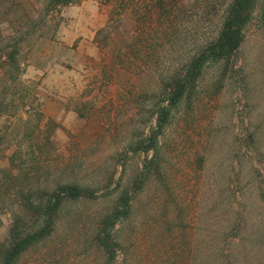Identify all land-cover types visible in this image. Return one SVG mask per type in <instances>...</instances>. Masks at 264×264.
<instances>
[{
	"label": "rangeland",
	"instance_id": "374dc122",
	"mask_svg": "<svg viewBox=\"0 0 264 264\" xmlns=\"http://www.w3.org/2000/svg\"><path fill=\"white\" fill-rule=\"evenodd\" d=\"M38 1L21 33L0 26V264L12 229L44 225L26 202L65 185L83 196L14 264H264V0L229 56L205 50L235 0H98L110 25L59 62L61 120L42 108L56 78L27 53L89 0Z\"/></svg>",
	"mask_w": 264,
	"mask_h": 264
},
{
	"label": "crops",
	"instance_id": "0c3cea01",
	"mask_svg": "<svg viewBox=\"0 0 264 264\" xmlns=\"http://www.w3.org/2000/svg\"><path fill=\"white\" fill-rule=\"evenodd\" d=\"M100 5L98 0H89L75 6L73 9L76 11L73 17L56 29L54 38L48 36L47 31H42L33 41L35 44L28 49L27 65L30 69L43 75L50 74L58 82L56 91L46 96L42 107L49 119L61 120L70 101L68 93L62 88V65L59 64L62 57L74 52L72 49L74 43L78 42L80 47L85 43H92L96 32L110 25L111 15L107 12L110 7ZM35 10H45L44 2L0 0V18L3 19L0 20V26L6 21L7 25L12 23L19 27L16 33H21V27L27 24V21H36ZM89 47L85 46L82 49V55L93 58V55L89 53ZM57 68L60 70H56Z\"/></svg>",
	"mask_w": 264,
	"mask_h": 264
},
{
	"label": "trees",
	"instance_id": "16d2710c",
	"mask_svg": "<svg viewBox=\"0 0 264 264\" xmlns=\"http://www.w3.org/2000/svg\"><path fill=\"white\" fill-rule=\"evenodd\" d=\"M251 2L252 0L234 1L227 22L224 24V27L222 28L219 35L217 44L214 46V48H208L205 50V52L213 50V53H215L217 56H229L239 49L242 43L243 25L250 16L249 12L251 8ZM203 57L204 56H202V58ZM198 66V63L194 64L196 70H198ZM182 95L183 91L178 88L171 91V95L167 98L169 110L177 104ZM168 112L169 111H167V113ZM69 196L72 198H80L83 196V193L78 187L65 185L58 188L54 193H51L48 196V199L45 197L42 205H38L30 201L26 202V208L32 213H38L39 218H42L44 221V225L40 232L38 231L34 234L30 233L23 237H19V235L15 236V228L12 229L14 240L12 241L11 246L2 248V264L16 263L17 259L29 248V246L51 234L56 222V215L60 209V206L62 205V201L65 198H69ZM106 239L107 237H105V235L102 238L100 236L98 237V240H100L101 244H103L104 247L106 246L109 248L105 242ZM108 253L110 254V252Z\"/></svg>",
	"mask_w": 264,
	"mask_h": 264
}]
</instances>
